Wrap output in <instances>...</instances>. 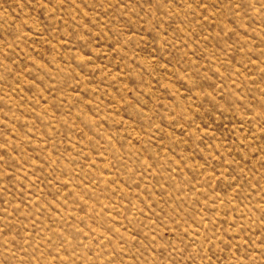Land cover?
<instances>
[{"label": "rangeland", "instance_id": "374dc122", "mask_svg": "<svg viewBox=\"0 0 264 264\" xmlns=\"http://www.w3.org/2000/svg\"><path fill=\"white\" fill-rule=\"evenodd\" d=\"M0 264H264V0H0Z\"/></svg>", "mask_w": 264, "mask_h": 264}]
</instances>
